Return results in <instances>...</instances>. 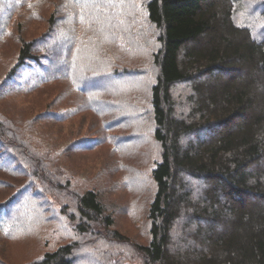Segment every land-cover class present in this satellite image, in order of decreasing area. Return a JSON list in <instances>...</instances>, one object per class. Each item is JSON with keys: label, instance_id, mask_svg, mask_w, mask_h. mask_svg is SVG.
Returning a JSON list of instances; mask_svg holds the SVG:
<instances>
[{"label": "trees", "instance_id": "trees-1", "mask_svg": "<svg viewBox=\"0 0 264 264\" xmlns=\"http://www.w3.org/2000/svg\"><path fill=\"white\" fill-rule=\"evenodd\" d=\"M71 1V10L79 3L84 12L74 14L70 35L79 39L84 32L88 49H105L101 37L96 41L104 29L120 53L138 50L142 65L116 61L101 70L87 65L79 79H69L78 62L65 55L71 40L63 33L70 23L59 29L61 18L53 8L40 35L19 36L0 94L49 89L56 81L68 82L82 98L106 81L135 79L141 84L137 94H147V107L137 113L147 115L158 147L150 169L153 193L145 205L148 238L129 243L142 264H264V0ZM130 3L139 4L138 11L132 12ZM23 11L21 16L31 19L26 7ZM60 15L69 20L68 13ZM132 36L135 46L129 44ZM62 56L64 63L53 66ZM81 102L89 109L95 101ZM50 112L57 122L67 119L61 111ZM19 123L0 113V166L25 172L38 187L33 191L30 183L25 191L52 198L76 234L26 264H105L99 257L90 260L85 249L110 245L106 236L120 243L116 249L129 245L114 230L103 197L93 188L79 189L56 166L63 154L34 143ZM26 195L15 192L0 201V235L11 237L38 211ZM178 235L186 246L171 253Z\"/></svg>", "mask_w": 264, "mask_h": 264}, {"label": "rangeland", "instance_id": "rangeland-1", "mask_svg": "<svg viewBox=\"0 0 264 264\" xmlns=\"http://www.w3.org/2000/svg\"><path fill=\"white\" fill-rule=\"evenodd\" d=\"M69 2L74 3L71 0ZM69 2L0 0V80L15 61L19 36L31 39L40 35L46 27L43 20L53 8L61 18L59 29H62L61 23H70V31L63 33L71 40V49L65 55L71 57L72 62H78L69 79L74 82L79 79L87 65L100 70L113 67L116 61L128 66L130 63L142 65V55L138 50L129 48L120 53V49L114 45V36L102 32L104 29L99 32L96 41L101 37L105 49H88L83 44L87 38L84 32L79 33V39L70 35L74 14L81 15L84 10L79 3H75V8L71 10ZM23 7L28 9L31 19H28L27 14L21 16ZM130 7L132 12H136L139 4L130 3ZM60 12L68 13L69 20L64 19ZM137 26L138 23L131 29L133 33ZM84 29L87 30L85 25ZM72 40L77 46L74 47ZM136 43L132 36L129 44L135 46ZM56 51L63 52V49L57 47ZM110 52V56L103 55ZM59 61L61 63L53 62L52 65L58 67L63 64L64 57H60ZM127 80L121 83L106 81L103 86H98L96 92L84 94L82 98L72 93L68 82L56 81L49 89L43 87L32 91L31 88H21L10 94H0V113L18 120L21 126L25 124V134H31L34 143L49 144L53 149H58L63 155L56 166L75 180L79 189L93 188L103 197L108 212L111 211L114 216V230L124 235L128 240L124 241L129 245L116 249L115 246L120 243L106 236L111 247L99 243L85 249L90 254L88 256L94 258L90 260L99 257L105 264H142L130 244H141L148 238L145 205L153 193L150 169L158 157V147L151 135V122L146 118L147 115L140 117L137 113L141 106L147 107V94H137L141 84L132 78ZM81 101H95L94 107L87 109L86 105H80ZM52 110L63 112L67 119L57 122L56 113L50 112ZM131 114L135 116L130 117ZM37 115L42 118L35 120ZM95 137L98 141L96 145L88 139ZM30 183L33 191L38 188L25 172L0 166V201L17 192L19 196L27 194L30 204L38 206L36 214L17 226L18 231L11 237L0 235V264H26L44 252L54 250L63 241L66 243L76 238L74 229L60 215L52 198L42 196L39 191L33 197L31 188L25 191V186L30 187ZM192 187L196 189L194 184ZM178 238L182 239L183 236L173 237L171 253L186 246Z\"/></svg>", "mask_w": 264, "mask_h": 264}]
</instances>
